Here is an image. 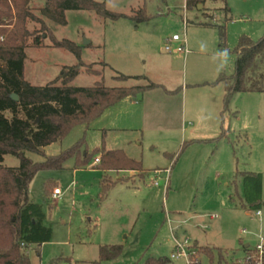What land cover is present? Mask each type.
<instances>
[{
	"label": "rangeland",
	"instance_id": "1",
	"mask_svg": "<svg viewBox=\"0 0 264 264\" xmlns=\"http://www.w3.org/2000/svg\"><path fill=\"white\" fill-rule=\"evenodd\" d=\"M97 1L128 16L113 20L94 11L68 10L67 23L60 25L40 15L45 0L29 3V11L49 29L27 20L33 36L26 40L24 78L46 85L64 67L78 63L73 53L54 47L53 34L79 45L80 59L90 64L91 73L82 71L74 86H94L101 79L108 87L150 81L160 86L132 99L137 106L124 98L128 100L89 122L74 125L45 147L44 154L25 153L43 162L83 141L82 154L122 149L147 172L132 175L104 170L101 163L90 165L96 157L101 159V152L86 166L70 159L62 169L38 171L29 198L42 205L52 238L24 249L30 264H145L159 257L188 264L194 253L199 264H212L218 261V248L227 261H243L245 246L254 249L264 238V91L236 92L225 108V84L212 83L220 71L233 74L241 37H264V0L207 1L190 8L186 0ZM141 10L145 20H138ZM15 21L5 26L8 31L0 42ZM174 34L186 40L188 53L164 50L165 39ZM35 35H43L40 47L33 43ZM6 115L11 117L10 112ZM222 130L227 136L219 140ZM19 163L16 156L4 157L5 166ZM247 172L263 177L260 215L245 201ZM117 179L122 181L101 198L102 184ZM54 188L61 191L58 199L52 197ZM186 240L185 254L173 258L177 242ZM114 245L121 247L120 254L102 259L101 247ZM201 247H210L213 254Z\"/></svg>",
	"mask_w": 264,
	"mask_h": 264
},
{
	"label": "trees",
	"instance_id": "2",
	"mask_svg": "<svg viewBox=\"0 0 264 264\" xmlns=\"http://www.w3.org/2000/svg\"><path fill=\"white\" fill-rule=\"evenodd\" d=\"M31 1L0 0V35L6 34L8 29L5 26L10 25L13 18H16L14 28L6 39L0 42V264H30L24 249L49 242L52 238V229L45 224L46 214L42 205L32 202L29 198V186L38 171L62 169L70 159H74L77 166H86L93 154L100 152L102 155L99 163L104 170H144L141 161L130 158L122 149H96L92 154H82L80 146L83 141L59 155L45 156L43 162H34L25 152L44 154L45 147L62 139L74 125L89 122L124 98H136L138 94L160 86L150 81L142 85L108 87L102 79L94 86H74L72 81L82 71L91 73L88 67L90 64H85L80 59L79 45L69 39L57 40L53 34L51 39L54 47L73 53L79 61L64 67L61 73L46 85L31 84L24 78L26 40L27 37L33 36V33L26 29V22L29 18L37 20L42 29H49L41 17H36L29 11ZM207 1L225 0H186V7L203 5ZM68 10L94 11L113 20L128 16L108 10L104 2L97 0H45L38 9L42 18L60 25L67 23L65 13ZM146 18L141 10L138 20ZM219 31L220 47L224 49L225 30L221 27ZM42 37L43 35L34 36L35 46L42 45ZM92 74L102 76L99 73ZM128 77L118 76L123 79ZM217 82H223L226 87L224 107L228 106L236 92L264 91V37L258 41L246 36L241 37L233 74L222 72ZM12 94H16L18 100H14ZM6 112H10L11 117H8ZM5 155L16 156L20 160L19 165L5 166ZM120 181L122 179L106 180L102 184L101 198L105 197L106 190L111 185ZM243 185L249 209L259 210L262 200V174L245 173ZM218 249V261L212 264H252L250 254L253 250H248L243 261H227L224 251ZM200 251L213 254L210 247H201ZM120 252V246H103L100 257L112 259ZM195 256V253L190 255L191 259H195ZM145 264L171 263L167 257H159L148 258Z\"/></svg>",
	"mask_w": 264,
	"mask_h": 264
},
{
	"label": "built area",
	"instance_id": "3",
	"mask_svg": "<svg viewBox=\"0 0 264 264\" xmlns=\"http://www.w3.org/2000/svg\"><path fill=\"white\" fill-rule=\"evenodd\" d=\"M177 44V46H174ZM164 50L167 52H176L179 54H186L188 53L189 49L185 39H182L181 36L174 34L172 37L165 39L164 41ZM100 158L96 157L93 161L94 164L99 163ZM61 195V191L59 188H54L52 192V197L54 199H58ZM260 211H257V214L260 215ZM187 240L184 243L177 242V251L173 252L172 257L175 258L181 254H185L184 248ZM250 259L252 264H264V238L260 240L258 245L253 249L252 253L250 254ZM188 264H199L198 259H191L189 256Z\"/></svg>",
	"mask_w": 264,
	"mask_h": 264
},
{
	"label": "crops",
	"instance_id": "4",
	"mask_svg": "<svg viewBox=\"0 0 264 264\" xmlns=\"http://www.w3.org/2000/svg\"><path fill=\"white\" fill-rule=\"evenodd\" d=\"M223 71H220L219 72V74H218V76H217V79H216V81L214 82V83H212V84H218V83H223V82H217V80H218V78H219V76H220V74L222 73ZM211 84V83H210ZM224 84V83H223ZM152 90H154V89H152ZM152 90H148V91H146V92H149V91H152ZM145 93V92H144ZM225 94H226V87H225V92H224V94H223V103H224V97H225ZM128 99H129V101H128V104H130V105H133V106H137V104H136V101H134V100H132V99H134V98H131V97H128ZM128 99H122V100H120L119 102H117L115 105H118V104H122V102L124 101V100H128ZM114 106V105H113ZM113 106H111V107H113ZM111 107H109V108H111ZM108 108V109H109ZM226 108V107H225ZM138 117V116H137ZM224 136L226 137L227 135L226 134H224V131L222 130L221 131V133H220V135L217 137V139H221V138H224ZM98 163H96V164H94L93 162L90 164V165H92V166H95V165H97ZM68 165V164H67ZM122 171H129L132 175H136V174H138V173H141V171H134V170H122ZM143 172H147L145 169L143 170ZM139 176V175H138ZM141 178V180L142 179H144L145 178V175L142 177V176H140ZM244 186V185H243ZM244 189V188H243ZM262 191H263V189H262ZM262 194H263V192H262ZM244 196H245V194H244ZM257 211H260V210H257ZM258 215V214H257ZM211 218H216V216H211ZM246 248H247V250H246V255H247V253H248V250H253V249H251V248H249V245L247 244L246 246H245Z\"/></svg>",
	"mask_w": 264,
	"mask_h": 264
},
{
	"label": "water",
	"instance_id": "5",
	"mask_svg": "<svg viewBox=\"0 0 264 264\" xmlns=\"http://www.w3.org/2000/svg\"><path fill=\"white\" fill-rule=\"evenodd\" d=\"M202 7V4L200 5ZM89 43L88 40L85 41V44ZM11 97L14 99V100H18V96L16 94H12Z\"/></svg>",
	"mask_w": 264,
	"mask_h": 264
}]
</instances>
